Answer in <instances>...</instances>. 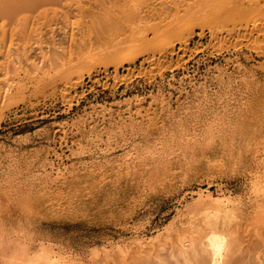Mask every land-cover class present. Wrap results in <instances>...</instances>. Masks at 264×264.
<instances>
[{"label": "rangeland", "instance_id": "obj_1", "mask_svg": "<svg viewBox=\"0 0 264 264\" xmlns=\"http://www.w3.org/2000/svg\"><path fill=\"white\" fill-rule=\"evenodd\" d=\"M148 3L126 0L118 5L131 9L116 4L105 16L143 11ZM251 16L256 22L264 13ZM191 20L185 52L153 60L154 67L140 65V54L113 80L101 48L79 46L60 62L82 75L67 96L22 81L0 106V264L153 262L154 251L171 262L176 242L196 237L211 217L239 237L242 260L258 247L264 40L227 35L235 29L229 19ZM141 25L149 37L161 29ZM132 46L120 50L137 55ZM45 70L49 76L57 68L47 62Z\"/></svg>", "mask_w": 264, "mask_h": 264}, {"label": "bare ground", "instance_id": "obj_2", "mask_svg": "<svg viewBox=\"0 0 264 264\" xmlns=\"http://www.w3.org/2000/svg\"><path fill=\"white\" fill-rule=\"evenodd\" d=\"M125 2L126 0H0V106L4 105L13 92L18 93L24 88L22 81L27 84L31 83L36 92L41 93L48 89L54 91L58 88L62 96H67L79 84L81 85L82 75L75 70V66L71 64L64 66L60 62H63L61 61L62 56L69 59L72 56L71 51L79 46H87L90 49L91 47L101 48V57L105 56L108 62L107 67H113L114 72L111 76L113 80L119 78L118 68H121V72L130 70L140 54L142 55L140 65L148 62L154 67L153 60L155 62L164 61L168 58L167 56H176L180 51L185 52V46L189 43L190 37L194 35L192 31L189 32V37L184 35L186 28L190 27L188 20L190 21L191 17H194L192 19L194 21L197 18L200 19L201 23L205 20L210 23L213 20L229 19L234 23L232 25L235 29L228 28V31H225L227 35L230 36L236 31L239 38L247 37L250 40L261 42L264 40V17L256 22L251 18L255 15L251 16L252 13H264V0H150L151 4L148 3L147 9L134 12L123 11L125 8L131 9L122 8V4L126 6ZM116 4V7L121 6L120 9H123L120 15L105 16ZM100 13H104V16L97 19ZM93 15L97 19L95 22L92 20ZM144 22H147L146 26L148 22H153L156 24L154 26L161 29L158 31L154 29L155 31L149 37L137 30L139 26H142L141 23L145 24ZM68 25L83 28L90 26L92 27L90 29L94 27L95 31L91 32L93 34L91 35L90 33L84 34V30L81 31L79 28L76 31H74L75 28H70V31L64 30L65 26L69 28ZM207 25L210 26L207 23L206 28ZM199 26L201 29L202 25ZM191 27L196 26L191 25ZM86 30L88 31V28ZM198 34L199 37L203 36L202 31ZM225 37L227 38L224 36L222 39ZM29 40H34V42ZM25 41L34 43V49L18 44ZM127 44H136L139 47L137 55L131 52H121L120 49ZM29 47H31L30 44ZM50 49L52 56L48 55ZM32 58L38 59L39 62H34ZM82 59H85V56ZM47 62L57 68L52 71L54 74L49 76L45 70ZM83 62L85 63V60ZM87 64L89 63L84 65ZM86 68L84 72L89 73L87 71L90 70ZM258 196L264 198V188H261ZM227 226V222H217L215 217L214 219L211 217L208 219L206 228H200L196 237L190 240L182 237L176 242L178 247L174 246L178 249V251L176 249L177 256L173 251L170 253L171 250L168 252L171 262H166L161 252L154 251L151 256L153 262H148L146 261L148 258L142 257V259L139 256L138 259L137 257L131 259L133 262L130 261L129 264H264V235L259 233L257 248L250 250L247 247L249 249L246 250L247 254L243 249L247 257L242 260L239 237L237 239L234 236V231H228ZM21 264L32 263L31 260H27Z\"/></svg>", "mask_w": 264, "mask_h": 264}]
</instances>
